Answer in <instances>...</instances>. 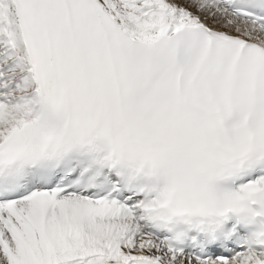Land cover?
I'll use <instances>...</instances> for the list:
<instances>
[{
  "label": "bare ground",
  "instance_id": "1",
  "mask_svg": "<svg viewBox=\"0 0 264 264\" xmlns=\"http://www.w3.org/2000/svg\"><path fill=\"white\" fill-rule=\"evenodd\" d=\"M35 1L46 11V32L56 50L60 64L62 61L67 63L66 53L61 45L58 46L59 40L54 32L58 28V19L47 16V13L52 16L57 12L55 5L61 10V3L64 0ZM80 1L88 0H70L71 3ZM92 2L93 5H83L81 11L90 10L91 14H94L95 9L101 8L137 42L155 43L160 39L173 37L177 33L196 35L199 31L208 29L264 45V28L235 13H229L227 6L230 0H225L222 4L216 0L212 2L209 0H92ZM16 4L17 0H0L1 68H6L9 62L5 69L7 71L2 75L5 76L1 87L2 94H6L9 100L7 98L0 108V143L13 129L20 126L21 121L34 123L38 120L45 105V94L31 62ZM64 10L67 11L66 4ZM218 11L220 13L216 14ZM64 16L61 17L62 20ZM85 42L90 43L88 40ZM115 56L130 60L121 52H117ZM160 62H165V59L161 58ZM140 64L137 62L138 66ZM148 66V62L142 65L139 77L143 81L152 83L156 79L149 75L147 78L143 76L144 69L149 71ZM65 75L67 76L61 81L65 84L62 90L67 99L68 114L74 119L75 127L80 126L79 128L85 131L99 130L107 136L115 133L117 145L139 151L149 150L154 145L161 146V140L156 139L155 136H159L156 128L153 129L154 135L150 136L152 138L142 133V128H148V119L152 117L156 120L158 128L159 125L166 128L176 126L175 118L141 110L142 117L137 118L141 134L139 138L137 123L133 121L136 116L129 108L132 106L130 101L135 98L133 95L135 90L141 95L149 90L151 96L154 95L155 99L163 104L169 91V84L178 85L176 79L164 81L163 84L155 87L132 85L128 82L129 85L125 88L123 82L112 85L100 80L95 77L99 75L96 72L87 75L84 70L80 73L75 69L67 70ZM174 100L176 103L165 102L166 107L171 109L173 115H183L185 124L179 127L180 130L172 137L181 135L183 131L184 134L193 132L194 129H188L191 117L203 122L205 116L201 117L200 112H194L196 109L192 107L188 114L183 112L184 102H179V99ZM112 124L115 126L112 127ZM194 128L198 129L199 124L195 123ZM200 135L199 143L205 151L225 158L224 152L215 148L217 144L213 141L216 137L214 134L201 131ZM173 144L176 151L172 152L170 157H184L187 149H191L185 139L177 138ZM149 154L158 161L162 160L158 150H149ZM91 209L97 210L98 214L91 215ZM17 210L8 207L1 214L0 264H155L152 263L153 261L159 264H189L185 262V258H180L168 250L167 244L159 240L155 233L145 230L134 214L122 218L105 216L101 208L82 194L73 197L64 196L55 200L39 193L34 198L20 202ZM122 228L121 234L119 229ZM142 232L147 237L137 239V235ZM119 235L120 238L131 235L132 239L123 244L122 239H117ZM112 243L116 248L108 252ZM68 246L71 250L65 255L64 250L66 252ZM155 248L157 251L154 250ZM262 258L264 255L244 253L236 261H230L228 264H253Z\"/></svg>",
  "mask_w": 264,
  "mask_h": 264
},
{
  "label": "rangeland",
  "instance_id": "2",
  "mask_svg": "<svg viewBox=\"0 0 264 264\" xmlns=\"http://www.w3.org/2000/svg\"><path fill=\"white\" fill-rule=\"evenodd\" d=\"M209 1H213V0H209ZM218 13H220L219 11L216 13V14H218ZM4 14V13H3ZM5 44H7V43H5ZM8 45V44H7ZM0 49H2V48H0ZM7 62V61H6ZM2 63V62H1ZM9 63V62H8ZM8 63H7V65H6V69H7V66H8ZM5 77V76H4ZM16 79H13V81H15ZM14 90V88H12V91ZM116 230H117V228H116ZM122 230H123V228L120 230L119 229V231L121 232V234H122ZM144 232H142V234L140 233V234H138V238L137 239H139V238H142V239H144L145 237H147L145 234H143ZM121 237V235H119V237L117 238L118 240H121V242L123 243V244H125V243H128L131 239H132V237H131V235H125V237H123V238H120ZM133 239H135V236L133 237ZM136 239V240H137ZM116 240V239H115ZM69 247V246H68ZM116 248V246L114 245L113 246V243H112V246H110L109 247V249H108V252L109 251H113V249H115ZM68 250H71V247H69V248H67V250H66V252H65V250H64V253H65V255L66 254H69V251ZM155 251H157L156 250V248L154 249ZM110 259H111V257H110Z\"/></svg>",
  "mask_w": 264,
  "mask_h": 264
}]
</instances>
